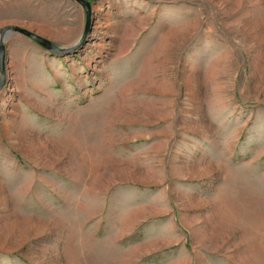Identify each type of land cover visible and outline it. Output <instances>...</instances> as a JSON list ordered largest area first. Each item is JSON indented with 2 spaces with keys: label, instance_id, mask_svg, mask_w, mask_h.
<instances>
[{
  "label": "rangeland",
  "instance_id": "rangeland-1",
  "mask_svg": "<svg viewBox=\"0 0 264 264\" xmlns=\"http://www.w3.org/2000/svg\"><path fill=\"white\" fill-rule=\"evenodd\" d=\"M89 3L4 40L0 264H264V0Z\"/></svg>",
  "mask_w": 264,
  "mask_h": 264
},
{
  "label": "water",
  "instance_id": "water-1",
  "mask_svg": "<svg viewBox=\"0 0 264 264\" xmlns=\"http://www.w3.org/2000/svg\"><path fill=\"white\" fill-rule=\"evenodd\" d=\"M75 3H77L80 7L83 8L85 13V27L81 34L80 39L70 48L61 50L58 49L56 46H54L52 43L47 41L46 39L39 37L35 35L34 33H31L25 29L19 28V27H5L2 30H0V88L5 84V48H4V40L9 35L17 34L20 35L26 39H29L30 41L38 44L45 50L49 52H69L75 50L77 47H79L85 40L86 35L89 31V24L91 21V4L89 2H86L84 0H72Z\"/></svg>",
  "mask_w": 264,
  "mask_h": 264
},
{
  "label": "trees",
  "instance_id": "trees-1",
  "mask_svg": "<svg viewBox=\"0 0 264 264\" xmlns=\"http://www.w3.org/2000/svg\"><path fill=\"white\" fill-rule=\"evenodd\" d=\"M84 1L89 2L90 0H84Z\"/></svg>",
  "mask_w": 264,
  "mask_h": 264
}]
</instances>
